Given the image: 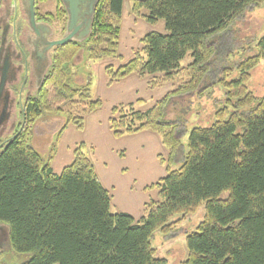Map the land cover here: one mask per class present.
Instances as JSON below:
<instances>
[{
	"label": "trees",
	"instance_id": "16d2710c",
	"mask_svg": "<svg viewBox=\"0 0 264 264\" xmlns=\"http://www.w3.org/2000/svg\"><path fill=\"white\" fill-rule=\"evenodd\" d=\"M260 2L264 0H134L135 15L147 9V20L164 19L168 32H149L131 60L118 68L106 66L107 85L133 73H163L150 81L153 88L179 83L146 111L133 103L112 108L115 137L149 130L169 150L166 160L159 158L167 174L145 188L156 189L158 200L147 202L146 215L136 220L126 212L111 213L110 191L81 147L57 174L30 142L32 126L42 114L63 112L68 102H77L84 112L101 106L88 86L76 87L67 76L84 47L93 60L118 54L124 0H99L91 35L84 43L59 47L40 96L27 112L25 130L0 154V227L7 226L12 251L29 255L21 264H166L155 257L153 234L171 233L179 222L172 218L202 202L206 214L187 236L188 258L182 264H264V96L248 87L251 69L264 58V36L259 53L239 64L237 79L227 80L228 68L220 75L212 66L218 49L212 39L218 41L240 13ZM57 14H66L62 6ZM189 51L192 62L182 68ZM217 83L225 88V105L215 111L213 124L192 128L182 163L172 169L183 143L180 119L169 118V106L185 95L202 96ZM68 117L83 128L81 115ZM224 191L229 194L222 198Z\"/></svg>",
	"mask_w": 264,
	"mask_h": 264
},
{
	"label": "rangeland",
	"instance_id": "374dc122",
	"mask_svg": "<svg viewBox=\"0 0 264 264\" xmlns=\"http://www.w3.org/2000/svg\"><path fill=\"white\" fill-rule=\"evenodd\" d=\"M133 4L134 0H124L117 56L93 60L88 57L87 48L84 47L75 64L68 69L69 82L76 87L88 86L92 99L101 100L100 108L84 112L77 102H68L62 105L63 112L44 113L32 126L30 142L43 158L50 160V166L57 174L73 162L74 151L81 147L93 162L104 187L110 191L111 213L128 212L139 220L146 215V203L151 199L158 200L156 189L145 188L167 174L166 163L163 164L159 158L166 160L169 150L162 144L160 135L149 130L115 137L110 128L112 108L133 103L136 109L146 111L179 83L161 82L153 88L150 81L160 80L163 73L144 77L133 73L111 86L107 85L106 66L118 68L131 60L135 52L143 48L142 39L149 32H168L164 19L153 24L146 18L149 11L142 9L135 15L132 12ZM40 5L42 12L44 8L54 11L55 1L50 0ZM62 26L59 25V29ZM262 36L264 2L248 6L234 19L229 30L218 37V41L216 38L212 39L216 41L218 48L216 59L212 63L213 67L218 68L214 73H218L220 69L221 75L222 70L228 68L225 70L228 73L227 80L237 79L240 74L239 64L259 53L258 42ZM191 62L192 52L189 51L180 64L184 68ZM250 72L249 90L257 97L264 96V58ZM214 73L211 74L212 77ZM225 99V88L217 83L205 89L202 96L185 95L179 101L171 103L168 108L169 118L180 119L178 134L183 143L172 169L179 168L182 163L183 150L187 147L192 128L213 124L215 111L225 105ZM69 115H81L83 128L79 129L73 121H69ZM228 194V191H224L221 197L225 198ZM205 214L206 203L202 202L184 216L175 215L172 220L179 222L171 233L166 235L156 231L151 238L156 249L155 257L166 259V264H182L188 258L187 236L196 230ZM1 227L0 264H21L29 255L12 251L8 228L5 225Z\"/></svg>",
	"mask_w": 264,
	"mask_h": 264
},
{
	"label": "flooded vegetation",
	"instance_id": "af4514ba",
	"mask_svg": "<svg viewBox=\"0 0 264 264\" xmlns=\"http://www.w3.org/2000/svg\"><path fill=\"white\" fill-rule=\"evenodd\" d=\"M48 1L35 0L36 22L50 28L38 34L31 26L29 0H0V154L25 130L27 112L53 69L60 46L46 50L47 42L67 33L68 14L62 0H53L54 11L44 8L42 12L40 4ZM61 6L66 13L62 17L57 14ZM70 42L74 41L66 44Z\"/></svg>",
	"mask_w": 264,
	"mask_h": 264
},
{
	"label": "water",
	"instance_id": "95a60500",
	"mask_svg": "<svg viewBox=\"0 0 264 264\" xmlns=\"http://www.w3.org/2000/svg\"><path fill=\"white\" fill-rule=\"evenodd\" d=\"M99 0H62L68 14L67 33L65 37L47 42V49L52 46H61L69 41L83 43L92 33L94 16ZM31 26L39 34L49 32L50 28L45 24H39L35 19V0H29Z\"/></svg>",
	"mask_w": 264,
	"mask_h": 264
},
{
	"label": "crops",
	"instance_id": "0c3cea01",
	"mask_svg": "<svg viewBox=\"0 0 264 264\" xmlns=\"http://www.w3.org/2000/svg\"><path fill=\"white\" fill-rule=\"evenodd\" d=\"M101 180V179H100ZM101 182H102V180H101ZM102 184H103V182H102ZM104 185V184H103ZM106 188V187H105ZM108 189V188H107ZM126 213H128V212H126ZM133 216V215H132ZM136 219V218H135ZM137 220V219H136Z\"/></svg>",
	"mask_w": 264,
	"mask_h": 264
}]
</instances>
